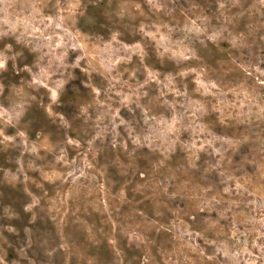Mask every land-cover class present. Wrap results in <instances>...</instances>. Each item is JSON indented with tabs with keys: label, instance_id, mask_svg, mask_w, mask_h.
I'll use <instances>...</instances> for the list:
<instances>
[{
	"label": "rangeland",
	"instance_id": "obj_1",
	"mask_svg": "<svg viewBox=\"0 0 264 264\" xmlns=\"http://www.w3.org/2000/svg\"><path fill=\"white\" fill-rule=\"evenodd\" d=\"M0 264H264V0H0Z\"/></svg>",
	"mask_w": 264,
	"mask_h": 264
}]
</instances>
